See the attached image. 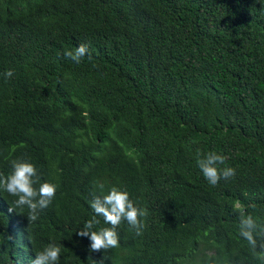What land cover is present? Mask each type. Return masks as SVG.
I'll return each mask as SVG.
<instances>
[{"label": "trees", "instance_id": "obj_1", "mask_svg": "<svg viewBox=\"0 0 264 264\" xmlns=\"http://www.w3.org/2000/svg\"><path fill=\"white\" fill-rule=\"evenodd\" d=\"M197 149L235 177L209 185ZM13 160L57 192L29 224L0 191V264L50 243L59 264H260L238 223H264V0H0V173ZM113 186L148 210L143 234L122 221L90 252L77 232Z\"/></svg>", "mask_w": 264, "mask_h": 264}, {"label": "clouds", "instance_id": "obj_2", "mask_svg": "<svg viewBox=\"0 0 264 264\" xmlns=\"http://www.w3.org/2000/svg\"><path fill=\"white\" fill-rule=\"evenodd\" d=\"M88 54V47L80 44L74 50H65L63 56L71 59L75 63ZM14 73L8 70L4 73V77L11 78ZM191 151V146H189ZM197 151L196 164L199 167L204 179L211 186H216L221 179L228 181L236 175V170L232 167L220 168L224 165L227 157L210 151L206 155ZM12 171L5 176L0 173V191L8 193L15 197L13 206L9 211L17 209L23 211L28 210L27 219L29 224L36 222L41 213L47 209L53 202L57 185L49 182H41V176L37 168L30 162L24 160H13L11 162ZM96 188L101 193L104 192V184L96 182ZM90 208L94 215L88 220L83 228L77 232L82 238H87L90 242V252L108 251L119 246V237L116 229L122 221H126L137 236L143 234L145 227L144 219L149 213L146 208H140L130 199L127 191H122L118 187H111L107 194L93 197L89 201ZM253 207H255L253 205ZM96 217H102L105 224L110 227L100 228L94 231L95 225L100 221ZM238 235L243 238L253 256L264 264V223H260L251 214H245L243 211L239 214ZM11 240V237H9ZM61 248L50 243L43 251L37 252L35 259L31 260V264H59Z\"/></svg>", "mask_w": 264, "mask_h": 264}]
</instances>
